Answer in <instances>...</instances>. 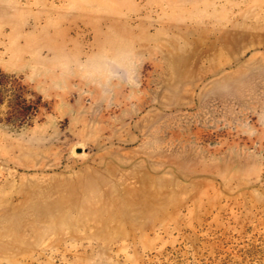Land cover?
<instances>
[{
	"label": "rangeland",
	"instance_id": "1",
	"mask_svg": "<svg viewBox=\"0 0 264 264\" xmlns=\"http://www.w3.org/2000/svg\"><path fill=\"white\" fill-rule=\"evenodd\" d=\"M0 101V264H264V0H0Z\"/></svg>",
	"mask_w": 264,
	"mask_h": 264
},
{
	"label": "clouds",
	"instance_id": "2",
	"mask_svg": "<svg viewBox=\"0 0 264 264\" xmlns=\"http://www.w3.org/2000/svg\"><path fill=\"white\" fill-rule=\"evenodd\" d=\"M142 64V59L132 55H125L120 59L100 56L89 62V76L102 85V97L107 101L111 90L104 85H111L114 81H122L130 82L132 88L140 86L136 72Z\"/></svg>",
	"mask_w": 264,
	"mask_h": 264
},
{
	"label": "trees",
	"instance_id": "3",
	"mask_svg": "<svg viewBox=\"0 0 264 264\" xmlns=\"http://www.w3.org/2000/svg\"><path fill=\"white\" fill-rule=\"evenodd\" d=\"M0 103H1V101H0Z\"/></svg>",
	"mask_w": 264,
	"mask_h": 264
}]
</instances>
